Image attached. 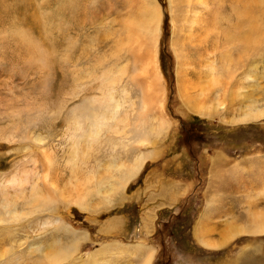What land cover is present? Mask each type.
Segmentation results:
<instances>
[{
    "label": "rangeland",
    "instance_id": "obj_1",
    "mask_svg": "<svg viewBox=\"0 0 264 264\" xmlns=\"http://www.w3.org/2000/svg\"><path fill=\"white\" fill-rule=\"evenodd\" d=\"M174 2L0 0V264H140L143 244L152 264H264V0ZM109 90L118 125L92 144Z\"/></svg>",
    "mask_w": 264,
    "mask_h": 264
},
{
    "label": "bare ground",
    "instance_id": "obj_2",
    "mask_svg": "<svg viewBox=\"0 0 264 264\" xmlns=\"http://www.w3.org/2000/svg\"><path fill=\"white\" fill-rule=\"evenodd\" d=\"M176 1H178V0H176ZM190 2V1H189ZM170 3H171V6H172V13H173V15H174V11H175V15H174V19L176 18V11L177 10H174V8L175 9H177L176 7H177V5L175 4L176 2H174V0H170ZM205 7V6H204ZM174 10V11H173ZM138 18H139V15H137V17L135 18V19H133L132 20V23L130 24V32L131 31H133V32H131V34H132V37H131V39H130V43L131 42H133V44H137V45H139L140 46V43H142V40H143V42L145 41V44H147V40H146V38L148 37V35L151 33V30L149 29V28H147L146 26H143V25H141V23L140 22H137V20H138ZM159 19H160V13L159 12H157V16H156V18H155V20H154V24H155V26L154 25H151V28H154L155 27V29H154V35H155V37L157 38V40L159 39ZM194 22H197V19L196 20H194ZM237 31L240 35H238L239 37L237 38V35H235L234 33H235V31ZM232 30H228V31H226V32H224V34H225V38H226V40L227 41H229L228 40V38H227V36H229L230 38H231V40H234V39H236L237 41H239V42H241L242 44H243V46H242V48H243V50H244V55L245 54H248L249 52H251L252 50H257L258 49V44L259 45H262L261 44V42H256L255 44H253V38L251 37V35H252V32L253 31H256V28H255V26L254 25H251V28H250V30H249V34L248 35H244V34H242L243 33V29H242V25H237L236 27H234ZM136 33V34H135ZM231 34H233V36L231 35ZM245 41V42H244ZM240 43V44H241ZM252 43V44H251ZM260 47V46H259ZM178 58V60L180 61L181 59H180V57L178 56L177 57ZM150 64H153V66L155 67V70H156V73H155V76L157 77V78H160V74H159V71H158V69H157V63H156V56L154 55V53H153V57H151L150 58ZM225 64V63H224ZM128 67V66H127ZM127 67H125V68H127ZM124 68V69H125ZM123 69V70H124ZM128 71V70H127ZM215 69H212V71H211V74H214L215 72ZM129 72V71H128ZM123 73V72H122ZM115 78V77H114ZM119 78L120 77H118V80H119ZM122 78V77H121ZM117 79V78H116ZM182 80V81H181ZM114 82H115V80H114ZM108 83V82H107ZM106 83V84H107ZM110 84H111V82H109ZM117 83V82H116ZM109 84V85H110ZM116 87V86H115ZM178 87H179V89L181 90V89H185V85H184V79L183 78H179V80H178ZM109 88H111V86H109ZM107 89V88H106ZM112 89V88H111ZM126 89V88H125ZM110 91V90H109ZM117 91H118V89H117ZM113 92V91H112ZM179 92V91H178ZM114 93H116V91H114ZM123 93V92H122ZM183 93H185V92H183ZM182 93V94H183ZM102 94H104V93H102ZM118 94V93H117ZM129 94V93H128ZM129 99V98H128ZM189 99V98H188ZM122 100H124L125 101V98H122ZM102 103H101V108L99 109V111H98V113H96V114H93V115H91V116H89L88 118H86V120H88V119H92V128H93V130L94 131H88V132H86V133H82L81 132V134H83V136H85V138L87 137V136H89V141L92 143V144H98L99 143V141H100V139H101V134H100V132H101V130L103 129V128H105V129H107L108 131H110L111 129H112V127L113 126H117L118 125V113H119V110L121 109V107H122V104L124 103H121L120 101H118V100H116L115 99V96H114V94H112L111 93V91L110 92H108V93H106L105 95H104V97H103V99H102V101H101ZM186 102V101H185ZM192 102L191 101H189L188 102V104H191ZM125 104H127L126 102H125ZM124 104V105H125ZM164 101H160L159 102V105H158V107H159V109H160V111L161 112H164L163 111V108H164ZM147 106V105H146ZM124 107V106H123ZM190 108H192V109H194L193 107H191V105L189 106ZM123 109V108H122ZM124 111V110H123ZM251 111V110H250ZM248 112V111H247ZM160 113V112H159ZM253 113V112H252ZM164 114V113H163ZM162 114V115H163ZM261 114V112H255V114H251V113H249L248 115H247V117H249V118H257L259 115ZM143 115V114H142ZM262 115V114H261ZM148 116V115H147ZM164 116V115H163ZM163 116H161V113H160V117L161 118H165V117H163ZM110 117V118H109ZM163 120H165V119H162L161 120V122H160V127H159V130L160 131H163L164 130V128H168V125L163 121ZM110 121H112V124H110ZM120 122V121H119ZM114 129H115V127H114ZM113 129V130H114ZM118 133V132H117ZM122 133V132H121ZM121 135V134H120ZM82 138V137H81ZM84 138V139H85ZM76 142V141H75ZM81 142V141H80ZM86 143V142H85ZM120 143V142H119ZM138 144V143H137ZM142 144V143H141ZM88 148L89 149H91L92 148V146L90 147V146H88ZM75 150V149H74ZM76 151V150H75ZM89 151H91V150H89ZM75 153V152H74ZM77 153V152H76ZM139 162V161H138ZM138 162H137V165L134 167V169H133V172H137L139 169H140V167H141V164L139 165L138 164ZM120 171H121V169H120ZM113 172V171H112ZM114 177V176H113ZM112 177V178H113ZM121 179H122V176L120 177ZM123 179H125L124 177H123ZM88 180V179H87ZM93 181V180H92ZM121 180H118V181H116V182H113L112 184H111V186L110 187H112V186H116V184H117V186L121 183L120 182ZM87 183H89V181L87 182ZM90 184V183H89ZM37 188H38V186H37ZM33 189V188H32ZM35 189V188H34ZM89 189V188H88ZM86 190V189H85ZM90 190H88L86 193H87V196H90ZM35 195H39L40 196V194L42 193L41 192V190L40 189H37V190H35ZM34 195V194H33ZM33 195H32V197H33ZM42 195V194H41ZM78 196V195H77ZM81 196V195H80ZM84 196V195H83ZM41 198H43V196H40ZM86 197V196H85ZM34 198V197H33ZM87 198V197H86ZM38 199V198H37ZM79 199H80V203L78 204L82 209H84L85 208V201H86V199L85 198H81V197H79ZM35 200V199H34ZM36 201V200H35ZM79 202V201H78ZM6 203V202H5ZM8 203V202H7ZM6 206V205H5ZM11 211V210H10ZM10 213H12V214H15L14 212H10ZM9 214V213H8ZM263 221V220H262ZM252 229H254L255 231H257V232H264V221L263 222H257L256 223V225L254 224V226H253V228ZM234 230V229H233ZM237 230V229H236ZM235 230V231H236ZM238 231V230H237ZM239 232V231H238ZM242 232V231H241ZM254 232V231H253ZM257 232H254V233H257ZM69 234H70V232H69ZM261 234V233H260ZM86 235H84V237H85ZM79 238H80V236H78ZM77 237V238H78ZM81 239V238H80ZM76 240V239H75ZM79 241V239H77V242H75V243H77V246H78V243H81L80 241ZM84 241H85V239H84ZM71 243V242H70ZM204 244H206L207 245V242H204ZM80 245V244H79ZM123 245V244H122ZM143 245H145V244H143ZM142 245V247H137V248H130V249H136V250H141V251H143V256H142V258H141V262H140V264H152V261H153V255H152V248H149L148 247V245L147 246H143ZM131 246V245H130ZM73 247V246H72ZM71 247V249H70V253H68V256L67 257H70L71 256V253L73 252V251H75L77 248H79V247H77V248H72ZM79 250V249H78ZM78 250H76V252H78ZM102 251V250H101ZM101 251H100V253H101ZM106 251V250H105ZM64 252V257H66V253H65V251H63ZM99 253V254H100ZM104 253V252H103ZM124 253V252H123ZM136 253V252H135ZM102 254V253H101ZM141 254V253H140ZM60 255H62V253L60 254ZM103 255V254H102ZM136 255V254H135ZM116 256V255H115ZM59 257V256H58ZM101 258V257H100ZM60 259H61V262H62V260L64 259V258H56V256H53L52 258L50 257V260L52 261V263L54 262V263H61V262H59L60 261ZM92 259V258H91ZM101 259H103V258H101ZM95 260V259H94ZM105 260V259H104ZM66 262V261H65ZM88 262H90L89 260H88ZM100 262H102V261H100ZM104 262V261H103ZM91 263H92V261H91ZM99 263V262H98Z\"/></svg>",
    "mask_w": 264,
    "mask_h": 264
},
{
    "label": "crops",
    "instance_id": "obj_3",
    "mask_svg": "<svg viewBox=\"0 0 264 264\" xmlns=\"http://www.w3.org/2000/svg\"><path fill=\"white\" fill-rule=\"evenodd\" d=\"M151 220V219H150ZM149 221V220H148ZM147 223H149V222H147ZM151 223H153V219H152V222H150V224ZM147 227V226H146ZM150 230V226H148V230L147 231H149ZM143 242H145V241H143ZM143 242H141V243H143ZM148 245V244H147ZM150 246V245H149ZM152 247V246H151ZM153 250H155V248L154 247H152V257H154V255H155V251H153Z\"/></svg>",
    "mask_w": 264,
    "mask_h": 264
}]
</instances>
